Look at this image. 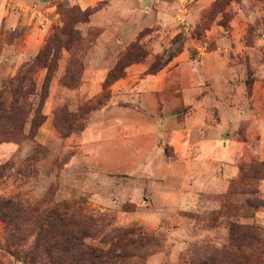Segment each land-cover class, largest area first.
I'll use <instances>...</instances> for the list:
<instances>
[{"label": "rangeland", "instance_id": "obj_1", "mask_svg": "<svg viewBox=\"0 0 264 264\" xmlns=\"http://www.w3.org/2000/svg\"><path fill=\"white\" fill-rule=\"evenodd\" d=\"M0 115V264H264V0H0Z\"/></svg>", "mask_w": 264, "mask_h": 264}, {"label": "trees", "instance_id": "obj_2", "mask_svg": "<svg viewBox=\"0 0 264 264\" xmlns=\"http://www.w3.org/2000/svg\"><path fill=\"white\" fill-rule=\"evenodd\" d=\"M174 56V54H170L168 56V59H171L172 57ZM45 58V54H38L36 59H35V62L41 60V59H44ZM33 62L32 63V66L33 64L35 63ZM156 64H152L150 66V70L149 71H154L156 69H159L160 66H155ZM29 70V69H26L24 71V73H22V75H20L18 77L17 80H23L26 76V71ZM117 67H115L112 71H110L107 75V79L106 81L107 82H111L112 80H114L115 78H117L118 76H120V74H118L117 72ZM22 85H19V86H16V88L14 89L13 91V99H12V102H11V105L9 107V111L8 112H14L16 110H19L17 108H21L19 107V105H17L18 101H19V98L20 96L21 97H25V94H26V90H22ZM32 93V91H29L28 93ZM1 117V115H0ZM119 231H124V232H127L129 233V236H130V243L131 245H133L135 248L136 247H140V246H144V245H148L152 239H153V236H151L150 234L147 235V233L145 231H143L140 227H136V226H131L129 228H118ZM231 236H233V229H232V234ZM118 240V239H117ZM235 240V239H234ZM76 244H69V241H65L64 239L62 240V246L59 248L58 252H60L62 255H64L65 253H68L71 251V248H73V246H75ZM72 252V251H71ZM49 254H51L52 256H55L54 253H52V251L50 250ZM54 264V263H53ZM80 264H100V263H94L91 261H84Z\"/></svg>", "mask_w": 264, "mask_h": 264}]
</instances>
